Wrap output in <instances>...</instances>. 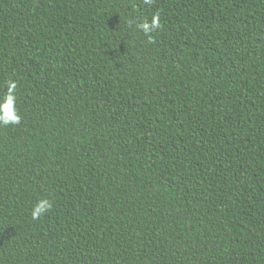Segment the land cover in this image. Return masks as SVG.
Masks as SVG:
<instances>
[{
    "label": "trees",
    "instance_id": "16d2710c",
    "mask_svg": "<svg viewBox=\"0 0 264 264\" xmlns=\"http://www.w3.org/2000/svg\"><path fill=\"white\" fill-rule=\"evenodd\" d=\"M8 79L0 264H264V0H0Z\"/></svg>",
    "mask_w": 264,
    "mask_h": 264
},
{
    "label": "clouds",
    "instance_id": "9594fccd",
    "mask_svg": "<svg viewBox=\"0 0 264 264\" xmlns=\"http://www.w3.org/2000/svg\"><path fill=\"white\" fill-rule=\"evenodd\" d=\"M145 4H151L152 0H144ZM131 24L132 21H129ZM147 38L148 43H152L154 38L152 33L161 28V18L159 13H154L150 19H143L137 24ZM6 90L0 95V128L21 123V115L17 108L16 90L18 84L15 80L8 79L4 85ZM52 203L49 199H40L32 207L30 216L32 220H38L52 210Z\"/></svg>",
    "mask_w": 264,
    "mask_h": 264
}]
</instances>
